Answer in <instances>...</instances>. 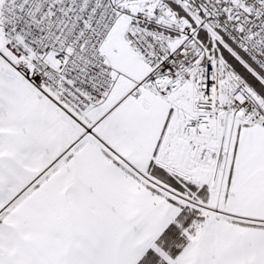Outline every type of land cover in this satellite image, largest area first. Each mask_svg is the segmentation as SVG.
Segmentation results:
<instances>
[{"label":"snow or ice","instance_id":"obj_1","mask_svg":"<svg viewBox=\"0 0 264 264\" xmlns=\"http://www.w3.org/2000/svg\"><path fill=\"white\" fill-rule=\"evenodd\" d=\"M0 264H264V0H0Z\"/></svg>","mask_w":264,"mask_h":264}]
</instances>
